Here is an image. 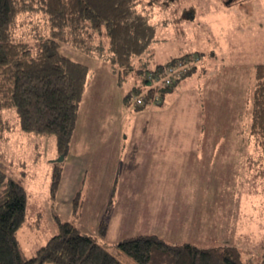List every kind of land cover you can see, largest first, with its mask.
<instances>
[{
  "label": "rangeland",
  "instance_id": "1",
  "mask_svg": "<svg viewBox=\"0 0 264 264\" xmlns=\"http://www.w3.org/2000/svg\"><path fill=\"white\" fill-rule=\"evenodd\" d=\"M144 1L154 26L143 53L150 68L200 54L162 103L156 95L135 107L139 82L129 75L118 83L108 62L95 57L67 153L57 150L55 135L27 133L15 111H3L12 128L0 138V168L28 193L18 231L23 253L33 255L56 233L58 217L124 264H140L119 246L137 234L234 244L245 262L256 263L264 253V149L251 132V94L254 65L264 62V0ZM30 30L25 22L17 32ZM55 161L61 183L52 193ZM78 191L82 203L74 208ZM190 215L198 224L189 234L178 224Z\"/></svg>",
  "mask_w": 264,
  "mask_h": 264
},
{
  "label": "trees",
  "instance_id": "2",
  "mask_svg": "<svg viewBox=\"0 0 264 264\" xmlns=\"http://www.w3.org/2000/svg\"><path fill=\"white\" fill-rule=\"evenodd\" d=\"M144 6V0H0V138L12 128L3 113L11 109L23 131L55 135L57 150L67 153L95 57L108 62L118 83L129 75L139 82L133 84L135 107L144 109L154 103L156 95L157 103H162L167 93L193 73V60L200 54L186 53L150 68L143 53L154 26ZM31 15L39 17L27 20ZM21 16L24 22L19 21ZM25 22L31 24V34L17 32ZM65 45L74 53L67 52ZM179 59H188L190 66L182 78L167 85V67ZM254 76L251 132L264 149V62L255 63ZM124 99L132 103L130 93ZM56 161L52 193L61 183ZM27 201L25 187L0 168V264H124L104 245L58 217L56 233L26 256L18 231L26 222ZM81 203L78 191L73 207ZM100 231L107 232V222L100 225ZM119 246L140 264H264V253L256 263H247L234 244L171 242L158 234L125 237Z\"/></svg>",
  "mask_w": 264,
  "mask_h": 264
},
{
  "label": "built area",
  "instance_id": "3",
  "mask_svg": "<svg viewBox=\"0 0 264 264\" xmlns=\"http://www.w3.org/2000/svg\"><path fill=\"white\" fill-rule=\"evenodd\" d=\"M190 61L188 59H179L175 64L167 67L166 76L164 78L167 85L172 84L175 80H178L186 74ZM137 103L142 102L141 97L136 98Z\"/></svg>",
  "mask_w": 264,
  "mask_h": 264
},
{
  "label": "crops",
  "instance_id": "4",
  "mask_svg": "<svg viewBox=\"0 0 264 264\" xmlns=\"http://www.w3.org/2000/svg\"><path fill=\"white\" fill-rule=\"evenodd\" d=\"M196 199H200L199 197H195V198H188L187 200H186V202H190V203H196V202H198ZM189 209H191V206H189ZM194 209V208H193ZM191 214V213H190ZM196 224H198L196 221H194V219H193V217H192V215H190V216H188V218L187 219H183L182 220V222H180L179 224H178V226H183V225H185V227H184V229L186 230V232H188L189 234L193 231V230H195L196 229ZM184 241H192V242H194L193 240H184ZM182 242V241H181ZM197 243V242H196Z\"/></svg>",
  "mask_w": 264,
  "mask_h": 264
},
{
  "label": "water",
  "instance_id": "5",
  "mask_svg": "<svg viewBox=\"0 0 264 264\" xmlns=\"http://www.w3.org/2000/svg\"><path fill=\"white\" fill-rule=\"evenodd\" d=\"M61 159H62V157L59 158V160H61Z\"/></svg>",
  "mask_w": 264,
  "mask_h": 264
}]
</instances>
